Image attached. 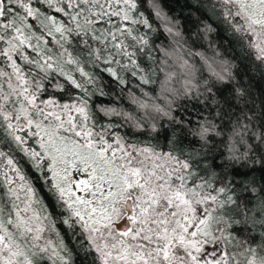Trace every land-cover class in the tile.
Returning a JSON list of instances; mask_svg holds the SVG:
<instances>
[{
	"label": "snow or ice",
	"instance_id": "obj_1",
	"mask_svg": "<svg viewBox=\"0 0 264 264\" xmlns=\"http://www.w3.org/2000/svg\"><path fill=\"white\" fill-rule=\"evenodd\" d=\"M0 264H264V0H0Z\"/></svg>",
	"mask_w": 264,
	"mask_h": 264
}]
</instances>
